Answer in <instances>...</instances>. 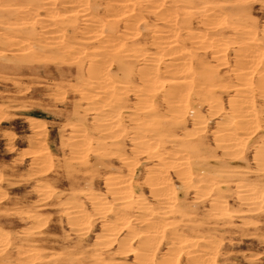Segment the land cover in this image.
I'll return each instance as SVG.
<instances>
[{"label": "rangeland", "instance_id": "obj_1", "mask_svg": "<svg viewBox=\"0 0 264 264\" xmlns=\"http://www.w3.org/2000/svg\"><path fill=\"white\" fill-rule=\"evenodd\" d=\"M120 1L0 0V264H264V0Z\"/></svg>", "mask_w": 264, "mask_h": 264}, {"label": "bare ground", "instance_id": "obj_2", "mask_svg": "<svg viewBox=\"0 0 264 264\" xmlns=\"http://www.w3.org/2000/svg\"><path fill=\"white\" fill-rule=\"evenodd\" d=\"M76 1V0H75ZM78 1V0H77ZM122 1V0H121ZM121 1H120V4H121ZM114 3V2H113ZM116 3H118L117 1H116ZM119 4V3H118ZM118 4H116V5H118ZM126 4V3H125ZM124 4V5H125ZM123 5V6H124ZM112 7V6H111ZM48 9V8H47ZM120 9V8H119ZM125 9V8H124ZM83 10V9H82ZM88 14V13H87ZM83 15V14H82ZM84 16H86V15H84ZM83 17V16H82ZM87 17H88V15L85 17L86 19H87ZM90 17V16H89ZM38 20H39V18H38ZM47 20V19H46ZM51 21V20H50ZM91 23V22H90ZM47 24V23H46ZM50 24V23H49ZM52 26V25H51ZM132 27V26H131ZM59 28V27H58ZM55 29V28H54ZM51 30V29H50ZM162 32V31H161ZM158 34V33H157ZM160 36H161V33H160ZM172 40V39H171ZM248 40H249V38H248ZM167 41V40H166ZM169 41V40H168ZM175 41V40H174ZM172 43V42H171ZM174 43V42H173ZM165 44H166V42H165ZM165 44H163L164 46H165ZM250 44V43H249ZM170 45V44H169ZM173 45V44H172ZM15 46V45H14ZM168 47V46H167ZM166 47V49H168ZM166 49H165V51H166ZM21 50V49H20ZM181 50H183V49H181ZM170 51V50H169ZM178 52V51H177ZM171 54L173 53V51H171L170 52ZM181 53V52H180ZM179 53V56L178 55H174V56H170L173 60H170V63H168V64H166L169 68H170V70L172 71V73H173V71L175 72L174 74H172L171 76H169L168 77V79H166L165 81V84L166 85H168L169 87V100H175V99H178L179 98V91H180V88L181 89H185L186 88V84L188 83V81H189V79H187L188 77H187V75L185 76V74H186V69H187V67L185 66L186 65V63L184 64V62L182 61L183 59H181L180 57H182V56H180L181 54ZM176 54V53H175ZM178 54V53H177ZM173 55V54H172ZM182 55H183V53H182ZM184 57V56H183ZM181 59V61H179L178 59ZM184 59H186V58H184ZM97 61L96 62H93L94 64H92V67H91V71L92 72H89L90 73V75H91V73L93 74L92 76H96V75H100V73H102V69H105V66H106V64H105V62H99V60L98 59H96ZM149 60V59H148ZM153 60H155V58L154 57H151V59L149 60V62L148 63H154V61ZM178 60V61H177ZM151 66V65H150ZM166 66V67H167ZM188 66V65H187ZM251 68V67H250ZM89 70V69H88ZM243 71H245V70H243ZM242 71V72H243ZM246 72V71H245ZM244 72V73H245ZM96 73H98V74H96ZM237 73V72H236ZM94 74H96V75H94ZM176 74V75H175ZM239 74H241V76H242V73L241 72H239L238 73V75ZM246 74H247V72H246ZM246 74H244V77L242 76V79L241 80H243V81H245V82H243V83H246V84H241L242 86H246L248 83H247V81H248V78H247V75ZM146 75V74H145ZM148 75V74H147ZM150 75V74H149ZM91 76V77H92ZM103 76V75H102ZM105 76V75H104ZM237 76V75H236ZM240 76V77H241ZM148 77V76H147ZM156 77V76H155ZM155 77H154V75H150V79H148V80H150V81H148L147 82V80H146V82H147V86L149 87V89L150 90H152V88H153V82L155 83V82H157L158 81V79H155ZM239 77V78H240ZM94 78H96V80H97V77H94ZM93 78V79H94ZM145 78V77H144ZM101 79V78H100ZM143 79V78H142ZM257 79L259 80V84H260V80H261V82H262V84H264V72H259L258 73V75H257ZM157 80V81H156ZM98 81V80H97ZM96 82V81H95ZM101 82V81H100ZM104 82V81H103ZM98 83V82H97ZM145 83V82H144ZM102 85H103V83H101ZM105 84V83H104ZM156 84V83H155ZM145 85V84H144ZM238 85V84H237ZM99 86V85H98ZM146 86V85H145ZM144 86V87H145ZM241 86V87H242ZM262 86V85H261ZM103 87H105L104 85H103ZM237 87V86H236ZM248 87V86H247ZM246 87V88H247ZM263 87H264V85H263ZM234 89H235V91L237 92V95L240 97H237L236 99L238 100V101H241V102H244L245 100H246V94H244V91H246V89L244 88L243 89V87L242 88H235L234 87ZM243 89V90H242ZM264 89V88H263ZM263 89H262V91L261 92H264L263 91ZM148 90V89H147ZM247 92V91H246ZM236 102V101H235ZM245 103V102H244ZM243 103V104H244ZM238 104V103H237ZM233 105V104H232ZM242 105V104H241ZM240 104H239V106H241ZM248 105V104H247ZM246 105V106H247ZM243 106H245V105H243ZM248 111V110H247ZM236 112V110L234 111V113ZM239 112H240V110H239ZM239 112H237V113H239ZM237 113H235V116H236V118H235V120L236 121H238L239 123H240V121H241V123H247L248 121H249V112L248 113H244V114H237ZM104 115V114H103ZM237 122V123H238ZM241 126V125H240ZM229 132V131H228ZM232 132H234L233 130H232ZM229 135L231 136V133H229ZM229 137V136H228ZM233 137L236 139V137L233 135ZM223 139V138H222ZM225 139V138H224ZM139 141H141V139H138ZM138 140H136L137 142H139ZM226 140V139H225ZM230 141H228L229 143L230 142H232L231 144H229L230 146H232L234 143H233V141H235V140H233L232 139V141H231V139H229ZM221 141V140H220ZM224 141V140H223ZM136 142V143H137ZM227 143V142H226ZM140 144H142V142H140ZM224 145V144H223ZM228 145V146H229ZM236 145V144H235ZM234 145V146H235ZM227 146V147H228ZM233 147V146H232ZM226 148V147H225ZM172 155V154H171ZM174 156V155H173ZM170 157V156H169ZM175 158V157H174ZM155 176H158V175H155L154 174V176L153 177H155ZM157 179V178H156ZM155 182V181H154ZM157 186V185H156ZM155 186V187H156ZM120 188H116V190H119ZM118 192V191H117ZM120 192V191H119ZM115 194H116V191L114 192ZM115 197V196H114ZM125 196L123 195V194H120V197H117V199L119 200V201H122V202H125L124 200H125ZM99 202V201H98ZM99 204V203H98ZM97 204V207L99 206ZM101 204V203H100ZM103 204V203H102ZM101 204V205H102ZM99 206V207H102V206ZM104 206V205H103ZM76 218V217H75ZM115 220H117V218H114ZM113 230V229H112ZM159 229H158V227H157V230H156V227H154V226H152V225H150V226H148V228H146V230L144 231V233H143V235L141 236V238H140V240H139V242L140 243H144V245H147L148 243H149V240L151 239V238H153L155 235H157V234H159L160 232L158 231ZM111 231V230H110ZM110 233H112V231L110 232ZM114 235V234H113ZM106 236V235H105ZM110 236V235H109ZM109 236H107V237H109ZM113 237V236H112ZM138 237V236H137ZM106 238V237H105ZM189 240V239H188ZM187 240V242H194V243H197V241H195V240H189L188 241ZM142 250V249H141ZM115 263V262H114Z\"/></svg>", "mask_w": 264, "mask_h": 264}]
</instances>
